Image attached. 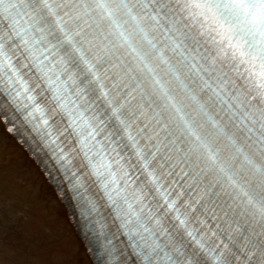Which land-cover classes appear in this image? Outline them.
Returning <instances> with one entry per match:
<instances>
[{
	"label": "clouds",
	"instance_id": "clouds-1",
	"mask_svg": "<svg viewBox=\"0 0 264 264\" xmlns=\"http://www.w3.org/2000/svg\"><path fill=\"white\" fill-rule=\"evenodd\" d=\"M0 123L92 264H264V0H0Z\"/></svg>",
	"mask_w": 264,
	"mask_h": 264
},
{
	"label": "bare ground",
	"instance_id": "bare-ground-1",
	"mask_svg": "<svg viewBox=\"0 0 264 264\" xmlns=\"http://www.w3.org/2000/svg\"><path fill=\"white\" fill-rule=\"evenodd\" d=\"M0 264H92L66 205L2 123Z\"/></svg>",
	"mask_w": 264,
	"mask_h": 264
}]
</instances>
